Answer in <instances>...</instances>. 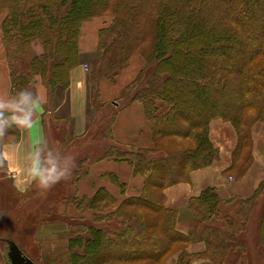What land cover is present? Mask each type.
I'll use <instances>...</instances> for the list:
<instances>
[{"label": "trees", "instance_id": "16d2710c", "mask_svg": "<svg viewBox=\"0 0 264 264\" xmlns=\"http://www.w3.org/2000/svg\"><path fill=\"white\" fill-rule=\"evenodd\" d=\"M225 1L0 0L10 94L33 86L37 75L42 78L48 89V101L42 107L44 127L47 116L56 122L53 130L62 133L55 141L74 135L73 118L58 111L67 100L70 70L81 63L77 42L83 21L102 11L114 14L108 29L112 38L103 41L100 28L87 74L88 124L113 107L100 100V81L114 82L135 51L145 55L143 67L117 101L141 103L153 146L123 148L108 143L98 158L127 162L143 178V187L139 195L119 204L103 187L91 197L70 195L68 201L76 209H92L93 213L89 221L84 216L66 220V250L45 264H167L177 252L174 264H194L197 259L224 264L239 249L236 259L243 260L245 250L238 233L246 220L221 215L215 187L203 188L188 201L205 244L203 251L194 253L187 251L190 236L176 229L178 209L166 206L164 195L166 187L188 181L191 171L219 158L209 137V123L214 118L229 121L237 137L224 172L241 178L253 161L252 126L256 121L264 125V0ZM35 41L42 46L39 55L33 53ZM116 111L111 110L102 126L107 141L115 140L111 127ZM19 137V128L0 137V165L5 164L2 146ZM172 142L178 148H168ZM82 163H78L72 183L86 174L85 168L79 172ZM108 175L124 186L115 174ZM263 186L264 180L241 203L251 206V199L264 191ZM107 206L115 208L103 213ZM258 231L264 254V201Z\"/></svg>", "mask_w": 264, "mask_h": 264}, {"label": "crops", "instance_id": "0c3cea01", "mask_svg": "<svg viewBox=\"0 0 264 264\" xmlns=\"http://www.w3.org/2000/svg\"><path fill=\"white\" fill-rule=\"evenodd\" d=\"M3 17L4 14L0 15V20ZM101 27V22L97 17L82 22L78 38V51L82 56L84 53L94 50L96 46L98 47V31ZM32 49L37 55L42 53V46L37 41L32 43ZM84 63L81 62L70 70L67 101L64 104V108H61L66 109V115L69 114L73 118V131L76 135L86 134L88 127V118L86 117L87 71L83 67ZM143 65L144 60L139 54L136 53L130 56L127 65L117 75L114 84L106 80L100 81V100L105 103H112L111 100L117 101L122 89L136 77ZM36 78L38 80L36 86L46 89L44 84L39 81L41 80L40 77L38 78L37 76ZM9 88L8 62L1 39L0 101H7L12 96ZM112 105L114 108H120L116 111L111 127L115 140L108 142L110 144L116 142L123 148L128 147V145L145 149L152 148L153 144L149 137L148 122L141 103L132 101L123 105L120 101H117V104L114 105L112 103ZM42 112L43 108L34 117L36 122L31 128H19L20 137L16 142L5 143L1 150V155L6 165V172L4 171L5 174L3 176L10 178L14 187L24 194L28 190H30L28 194L36 193L39 190L34 184L27 186L28 178L24 168L26 164L25 156L33 140L40 138L45 140L46 138ZM209 137L213 145L219 150V158L209 166L191 171L188 181L178 182L164 189L165 205L178 209L176 229L187 235L188 233L196 234V220L188 210V201L190 198L198 196L203 188L208 186L215 187L218 196L222 200L230 199L234 195L246 198L253 194L260 182L264 180V133L259 123L252 127L253 161L246 173L236 180L224 172L231 163V154L237 140L233 126L229 121L214 118L209 123ZM85 169L87 170L86 174L81 176L75 183H72L74 193L78 197H91L99 188L103 187L115 199V203L119 204L126 197L139 195L143 187V178L140 175H135L132 166L125 161L117 162L102 158L87 162ZM105 173H107L108 177L105 176ZM109 173L115 174L119 182L124 186L121 187L114 183L109 177ZM47 192H45L44 198H48ZM64 204H60L56 208L61 215L67 212L70 214L69 217L85 216L87 218L93 213L92 209L80 211L74 205H72L73 207H67ZM114 208L109 206L102 212H108ZM67 227V223L64 220L61 224H56V229L48 224L46 228L39 230L37 238L40 241H44L46 246L54 247L56 244L60 245L59 248L53 251L47 252L46 249L42 251V253L46 254L45 257L47 259H52L66 250ZM197 237L195 235L194 241L191 239L187 247L188 252L194 253L204 250L203 239H198ZM178 254L179 252L171 255L166 263L174 264Z\"/></svg>", "mask_w": 264, "mask_h": 264}, {"label": "rangeland", "instance_id": "374dc122", "mask_svg": "<svg viewBox=\"0 0 264 264\" xmlns=\"http://www.w3.org/2000/svg\"><path fill=\"white\" fill-rule=\"evenodd\" d=\"M94 17L99 18L101 22V26H102L101 28H103L102 40L109 42L112 38V34L108 29H110V27H112L113 25L112 21L114 19V14H112V12L109 10L102 11L88 19ZM2 20L3 19L0 20V24L2 23ZM1 34L2 31L0 28V43L2 39ZM79 34H80V28H79ZM79 34H78V38H79ZM98 37H99V31H98ZM77 47H78V42H77ZM96 48L90 52L84 53L83 56L80 54L81 56L80 61L82 63L85 62L83 67L87 71V74L91 70V62L93 61L92 59L96 55L95 54ZM33 53L36 54L34 51ZM136 53L143 58L145 63V58H144L145 55L143 56L141 53L137 51H135V53H133L132 55ZM26 58H24L22 61L23 68L26 66L27 63ZM37 76L38 78L40 77L39 75ZM36 77H35L34 85H36L38 81ZM40 79L41 80L39 81H41L42 84H44V86L47 89V86L43 82L41 77ZM112 83L114 84L115 82ZM87 93H88V88H87ZM47 94H48V89H47ZM87 97L88 96L86 95V99ZM66 101L64 104H66ZM111 102L117 104V102L114 100H111ZM119 108L115 107V110H118ZM113 109L114 108L110 106L108 107L107 112L104 111L102 113H99V115L95 119L93 120L91 119L86 129V134L76 135L74 134L73 131L74 134L73 137H70L68 139L65 138L64 140H60V141H55L56 138L57 140H59V138L62 137L61 132L56 133L53 130L54 124L56 122L53 123L52 121L49 120L47 116H45V127H44L46 131L45 140L49 143L63 146L65 150L71 151L75 156V167L73 173L67 179L61 180L60 182L55 184L51 189H49L48 190L49 192H47L48 198H44L45 192H41L40 190L32 194H28L30 190H28L26 194H24L23 192H19L14 187L10 178L3 176L6 172V165L5 164L0 165V172L2 170L5 171L4 173H2L0 179V264H10V261L7 256L9 240L17 243L19 247H21L23 251H25L26 254L29 255V257L32 259L34 264H45V262L48 261L47 258L45 257L46 254L42 253L43 250L46 249L47 252H49L59 248L60 246L59 244H56L54 247L46 246L44 241H40V239L37 238V234L40 229L44 227L46 228L48 224L56 229V224H61V222H63L64 220L65 221L69 220L70 214L64 212V215H61V213H59L56 208H58L60 204H64V203H66L64 205H66L67 207L73 205L68 201L69 200L68 198L70 197V195L74 193L71 180L72 178H74V172L79 165L78 163L83 161L80 168L81 170L79 171L81 173L82 170L85 168L87 162L100 160L98 159L99 156L103 153L105 147L109 143L107 140L103 138L104 127L102 126L107 121V116L111 113V110ZM60 112L58 111V114L62 115L64 113V115H66V109H61ZM86 114L87 115L89 114L88 109L86 111ZM256 123H259L262 126V130L264 133L263 123L261 121H256L253 123V126ZM149 126L150 125L148 122V131L150 129ZM69 127H71V125H69ZM9 137L10 139H12L11 136ZM1 142H3V140H1ZM173 142L176 143L175 141ZM173 142L171 144H169L170 143L169 142L167 147L178 148L177 147L178 144L176 146ZM85 158L87 159L86 161L84 160ZM107 173H105V176H107ZM227 175L230 177L231 176L234 177L235 180L237 179L235 178V176L231 174L230 175L227 174ZM262 190H264V186ZM246 198H241V196L239 195H234L230 197V200L221 199V202L218 206L221 215H230L234 217L235 220L237 221H241L242 219L244 221L246 220V223L244 224V229L240 233H238V238L243 242V247L245 250V255L242 256L243 260L241 262H238L236 259L239 257V254L241 252V250L239 249L235 253L230 254L224 264H264V254L260 246L259 231H258L259 217L262 209V203L264 201V191L258 196L253 197L251 199L252 205L249 207H246V204L244 205L240 201ZM108 207L109 206L104 207L102 210H105ZM15 208H17V211L14 214H12ZM136 209L141 210L139 207H136ZM188 210L195 218L197 224L196 216L194 215V213H192L190 209ZM148 214L153 215L154 213L152 211H148ZM90 217L91 216H88L87 218L85 217L86 219L84 220L89 221L88 219ZM196 224H195L196 234L188 233L192 241H194L193 239L195 235L198 236L197 237L198 239H201L200 227L196 226ZM216 224H218V222L214 223L213 225ZM57 260H60V258H57ZM200 260L201 259L195 260L194 264H206L208 262L207 260H202V261Z\"/></svg>", "mask_w": 264, "mask_h": 264}, {"label": "clouds", "instance_id": "9594fccd", "mask_svg": "<svg viewBox=\"0 0 264 264\" xmlns=\"http://www.w3.org/2000/svg\"><path fill=\"white\" fill-rule=\"evenodd\" d=\"M47 101L46 89L36 85L21 88L7 101H0V137L13 128H31L36 122L34 117ZM25 161L27 186L34 184L41 192H47L67 179L75 167V156L71 151L42 138L33 140Z\"/></svg>", "mask_w": 264, "mask_h": 264}, {"label": "water", "instance_id": "95a60500", "mask_svg": "<svg viewBox=\"0 0 264 264\" xmlns=\"http://www.w3.org/2000/svg\"><path fill=\"white\" fill-rule=\"evenodd\" d=\"M7 256L10 264H34L32 259L28 257L14 241L11 240L8 241Z\"/></svg>", "mask_w": 264, "mask_h": 264}]
</instances>
